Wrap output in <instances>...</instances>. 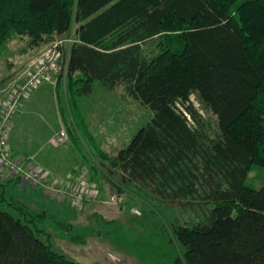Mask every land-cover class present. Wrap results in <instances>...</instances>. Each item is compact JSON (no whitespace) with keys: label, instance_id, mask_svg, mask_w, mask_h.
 I'll list each match as a JSON object with an SVG mask.
<instances>
[{"label":"trees","instance_id":"trees-1","mask_svg":"<svg viewBox=\"0 0 264 264\" xmlns=\"http://www.w3.org/2000/svg\"><path fill=\"white\" fill-rule=\"evenodd\" d=\"M74 24L72 109L79 114L96 81L125 84L154 115L111 164L202 214L174 225L173 264H264V184H245L264 167V0H0V54L14 35L41 45ZM194 94L217 116L212 133ZM10 184L0 180V264H82L43 227L69 233L72 224L7 198Z\"/></svg>","mask_w":264,"mask_h":264},{"label":"rangeland","instance_id":"rangeland-1","mask_svg":"<svg viewBox=\"0 0 264 264\" xmlns=\"http://www.w3.org/2000/svg\"><path fill=\"white\" fill-rule=\"evenodd\" d=\"M76 28L77 24H74L67 33L56 35L51 42L41 45L31 44L30 36L20 34L14 35L7 42L0 54V98L3 97V103L27 81L30 71L34 69L35 60L54 41L68 40L64 48L67 59L76 39ZM145 47L146 50L151 48L150 44ZM67 74L68 69L64 70L55 84L49 83L55 88L49 89L48 94L36 89L31 92L23 104L24 107L28 99L33 97L31 108L24 109L27 115L23 114L22 121L17 123L14 118L13 133H10L13 134L15 151H19H12L16 157H19V153L25 154L20 158H28L36 163V157L27 154L29 151L39 145H44V152L52 145L57 146L68 157L70 169L63 177L55 176L56 178L71 176L76 180L90 179L98 186V195L82 209L72 206L68 201L60 202L39 195L54 220L67 221L73 227L67 233L48 220L43 225L46 233L52 237L57 251L82 264H173L179 253L174 225L193 223L202 216L201 212L184 207L180 202L163 200L152 191L127 182L122 172L109 159L130 144L138 130L151 121L153 111L132 97L125 84L109 89L96 81L93 93L79 100L77 114L70 104ZM39 99L43 100L40 107L36 106ZM191 101L202 115L208 131L214 132L217 128V116L197 94L192 95ZM57 111L63 117L61 126L51 136L50 143L44 144L48 130L44 129L45 124H42L41 118L49 122ZM62 129L68 131L69 139L60 145L52 140ZM16 181L12 182H22ZM245 184L261 188L264 184V167L254 166L248 173ZM17 189L15 186L6 187L5 196H16ZM3 190L0 186V198ZM5 209H9V206L5 205ZM72 235L79 236L83 242L72 241Z\"/></svg>","mask_w":264,"mask_h":264},{"label":"built area","instance_id":"built-area-1","mask_svg":"<svg viewBox=\"0 0 264 264\" xmlns=\"http://www.w3.org/2000/svg\"><path fill=\"white\" fill-rule=\"evenodd\" d=\"M67 39H58L35 60L27 81L22 83L8 101L3 104L0 116V180L4 183L19 180L43 190L48 196L61 202L68 201L82 209L88 201L98 195L97 184L90 179L56 178L51 171L32 162L31 159L17 158L9 143L15 115L23 108L25 99L43 83L55 84L64 70L68 69L69 57L64 48ZM69 139L68 131L62 129L53 137V142L63 144Z\"/></svg>","mask_w":264,"mask_h":264},{"label":"crops","instance_id":"crops-1","mask_svg":"<svg viewBox=\"0 0 264 264\" xmlns=\"http://www.w3.org/2000/svg\"><path fill=\"white\" fill-rule=\"evenodd\" d=\"M54 86L52 84L49 83H44L43 85H41L38 89H36V91L41 90L44 91L46 94L49 93V89L54 90ZM40 91V92H41ZM7 94V93H6ZM6 94L4 96H6ZM13 94H11L12 96ZM10 96V97H11ZM7 97V96H6ZM3 98V97H2ZM0 98V116L2 114V105L5 103H3V99ZM33 97L28 99V102H26L25 106L21 109L20 112H18L15 116V121H17V123L21 120H23V114L27 115V112L24 111V109L26 108V110L30 109L31 106L30 104H32ZM43 100L39 99L37 100L36 106L42 102ZM40 107V106H39ZM38 107L37 110H39L40 108ZM26 112V113H25ZM40 111H38L37 113H39ZM40 118V115H38ZM63 117L59 115L58 111L56 113V115H54V117L52 118V120H50L49 122L46 121L45 119L43 120L41 118V122L42 124H45L44 129L46 128L48 130L47 134L45 135V143H50V138L53 135V133H55L59 127L61 126V122H62ZM39 122V121H38ZM17 123L15 122V128L17 126ZM38 127H41L40 125ZM12 132V130H11ZM13 133V132H12ZM10 146L12 148V151L19 152L18 150L15 151V144L13 142V134H10ZM44 145H39L38 148L32 149L31 151H29V153H27L26 151H24V153H27L29 155H34L36 157V163L37 165L43 167L44 169L50 170L52 173L53 177H63L64 174L69 172L70 169V162L68 161V157L65 156L64 154H62V152L59 151L57 146L52 145V147L44 152V150L42 149ZM25 154H20L17 155L20 157H23ZM9 186H15L16 188H18L15 192V195H12V197H16L19 201L25 203L26 205H28L29 207H31L32 209H35L37 211H43L46 210L48 211L49 209L46 208V204L43 202V200L39 197V195H44L43 197L47 198V199H53L56 200L50 196H48L47 194L44 193L43 190L39 189L38 187H35L32 184L29 183H18L15 184V182H13L11 185ZM58 201V200H56ZM61 202V201H60ZM39 208H43V209H39Z\"/></svg>","mask_w":264,"mask_h":264}]
</instances>
